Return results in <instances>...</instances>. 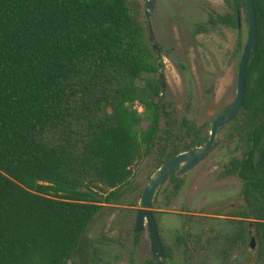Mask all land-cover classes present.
Returning a JSON list of instances; mask_svg holds the SVG:
<instances>
[{
	"label": "trees",
	"instance_id": "trees-1",
	"mask_svg": "<svg viewBox=\"0 0 264 264\" xmlns=\"http://www.w3.org/2000/svg\"><path fill=\"white\" fill-rule=\"evenodd\" d=\"M252 1L256 52L228 125L240 156L220 176L241 183L264 256V0ZM241 8L210 11L192 36L238 30ZM158 74L137 4L0 0V264H68L136 163L155 151L157 169L208 141L169 111Z\"/></svg>",
	"mask_w": 264,
	"mask_h": 264
},
{
	"label": "rangeland",
	"instance_id": "rangeland-1",
	"mask_svg": "<svg viewBox=\"0 0 264 264\" xmlns=\"http://www.w3.org/2000/svg\"><path fill=\"white\" fill-rule=\"evenodd\" d=\"M126 1L137 4L144 18L145 0ZM232 5L233 0H156L149 19L160 48L163 94L169 111L178 121L185 118L202 128L208 138L212 123L235 100L240 58L248 36L247 16L241 8L238 30L218 27L195 37L192 31L206 23L210 11L231 13ZM228 135V125L218 131L217 147L184 179L179 190L174 191L167 182L157 195L151 211L158 220L162 245L172 257L163 264H186L187 253L175 251L176 236L203 234L204 238L215 231L224 236L240 235L241 228L250 226L238 224L236 218L245 206L241 183L235 177L220 176L223 166L234 155L240 156ZM156 165L154 151L133 166L131 179L91 223L68 264L155 263L148 231L145 228L136 235L134 227L140 196ZM250 237L257 248L255 235Z\"/></svg>",
	"mask_w": 264,
	"mask_h": 264
},
{
	"label": "water",
	"instance_id": "water-1",
	"mask_svg": "<svg viewBox=\"0 0 264 264\" xmlns=\"http://www.w3.org/2000/svg\"><path fill=\"white\" fill-rule=\"evenodd\" d=\"M146 12L145 22L148 32L149 40L152 44V49L156 55L160 81L162 88H164V80L162 76V61L159 45L154 37L151 24L150 15L153 12L156 0H145ZM247 24H248V36L242 51L240 58L238 77H237V89L234 103L231 107L222 115H220L211 125L209 139L203 145L196 147L190 151L180 153L168 161L162 163L150 176L147 187L142 192L139 199V210L137 211L135 218L134 233L140 234L145 228L149 234L150 251L151 255L155 259L157 264H162L165 259V250L162 245L159 231L158 220L151 211L153 204L156 202L157 195L174 173V177L179 181V185L184 182V179L196 169L207 157L214 151L218 143L216 142L217 133L223 127L229 125L239 114L245 96L246 85V68L249 62H251L256 52L257 42V26H256V14L254 4L252 0H244ZM241 28V19H238V29ZM177 189V187L175 188Z\"/></svg>",
	"mask_w": 264,
	"mask_h": 264
},
{
	"label": "flooded vegetation",
	"instance_id": "flooded-vegetation-1",
	"mask_svg": "<svg viewBox=\"0 0 264 264\" xmlns=\"http://www.w3.org/2000/svg\"><path fill=\"white\" fill-rule=\"evenodd\" d=\"M236 216L238 224L245 222L250 225L245 227L246 233L243 232V227L240 235L232 233L230 236H224L223 232L215 231L204 234V238L203 234L176 236L174 238L175 251H182L184 255L187 253L186 264H264V256H261L256 231V221L244 220L239 213ZM252 234L256 237L257 248H255L254 239L250 237ZM242 237H245V241L242 240ZM165 256L163 263L172 258L170 254L165 253ZM153 260L155 259L153 258Z\"/></svg>",
	"mask_w": 264,
	"mask_h": 264
}]
</instances>
